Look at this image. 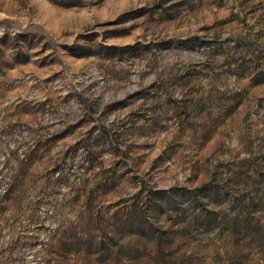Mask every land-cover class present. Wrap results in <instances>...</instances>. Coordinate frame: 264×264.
Here are the masks:
<instances>
[{"label":"rangeland","instance_id":"374dc122","mask_svg":"<svg viewBox=\"0 0 264 264\" xmlns=\"http://www.w3.org/2000/svg\"><path fill=\"white\" fill-rule=\"evenodd\" d=\"M0 264H264V0H0Z\"/></svg>","mask_w":264,"mask_h":264}]
</instances>
